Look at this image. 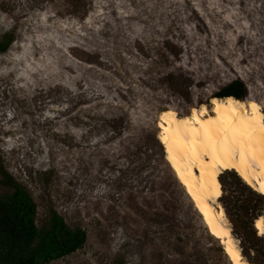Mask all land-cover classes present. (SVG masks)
<instances>
[{
  "label": "rangeland",
  "instance_id": "obj_1",
  "mask_svg": "<svg viewBox=\"0 0 264 264\" xmlns=\"http://www.w3.org/2000/svg\"><path fill=\"white\" fill-rule=\"evenodd\" d=\"M1 2L0 38L15 41L0 54V179L3 166L28 188L39 225L54 208L87 231L49 264H231L166 161L157 121L211 107L236 79L243 102L264 108V0H87L79 16L63 0ZM220 178L233 234L264 264V242L245 239L264 216L259 193L234 172Z\"/></svg>",
  "mask_w": 264,
  "mask_h": 264
},
{
  "label": "trees",
  "instance_id": "obj_2",
  "mask_svg": "<svg viewBox=\"0 0 264 264\" xmlns=\"http://www.w3.org/2000/svg\"><path fill=\"white\" fill-rule=\"evenodd\" d=\"M39 1L51 2L54 0ZM63 1L69 5L71 13L77 16L88 7L87 0ZM0 9L5 10L2 2L0 3ZM14 41L15 31L8 32L0 38V54L7 52ZM172 86L178 88L176 85ZM214 97H231L243 101L248 97V89L242 79H236L222 88ZM158 143L165 156L163 144L161 141ZM220 180L224 186L226 181L221 178ZM0 185L8 188L7 191L0 193V264H49L54 260L74 253L84 246L87 240V231L82 227H71L65 217L54 208L49 211L47 223L39 225L38 205L30 191L3 166L1 167ZM245 186L248 185L245 184ZM252 192L255 191L252 190ZM258 206H260V209L264 208V195L262 194H258ZM227 212L229 213L228 208ZM258 217L260 216L256 215L251 218L246 227L247 235L245 239H248L250 244L253 243L255 246L259 245L261 241L264 242V238L258 234L254 226V222ZM244 247L243 253L248 255V249L246 250ZM262 249L264 250V243ZM251 263L263 264L258 259L257 261H251Z\"/></svg>",
  "mask_w": 264,
  "mask_h": 264
},
{
  "label": "snow or ice",
  "instance_id": "obj_3",
  "mask_svg": "<svg viewBox=\"0 0 264 264\" xmlns=\"http://www.w3.org/2000/svg\"><path fill=\"white\" fill-rule=\"evenodd\" d=\"M249 107L252 109V115L247 114L245 105H240L239 114L233 108L226 115L203 121L194 113L191 119L179 121L174 130L165 129V132L170 133V137H162L167 145L169 160L176 165L179 156L187 158L191 167L198 165L201 178L205 173L210 177V187L215 195L220 194L219 185L215 180L219 169L239 170L241 165L247 168L254 163L264 168V115H256L261 112L257 103L252 102ZM167 115L175 116L174 113ZM176 170L180 172L179 167ZM241 175L251 184L244 172ZM181 178L183 179V176ZM189 190L191 191V186ZM257 191L264 194V183L260 184ZM256 227L259 235L264 237V217L257 222ZM228 252L234 264H241L239 251L230 246Z\"/></svg>",
  "mask_w": 264,
  "mask_h": 264
},
{
  "label": "bare ground",
  "instance_id": "obj_4",
  "mask_svg": "<svg viewBox=\"0 0 264 264\" xmlns=\"http://www.w3.org/2000/svg\"><path fill=\"white\" fill-rule=\"evenodd\" d=\"M213 101H215V103H213ZM252 102L257 103L258 106H260L261 108V112L257 113L256 115H264L263 106L255 100H249L247 103H245L243 101L231 97H212L210 104L211 107L206 104H202L200 107H193L191 112L185 116H180V114H178V112H176L175 110L165 109L159 114L157 123L160 129L159 139L165 149V159L169 162L171 168L173 169L176 175L177 180L183 185L186 193L188 194L195 208L201 215L202 221L205 227L207 228L209 234L216 240H218L221 245H223V249L226 255L228 256L231 264H234V262L228 252L230 246L233 247L234 250L239 251L240 256L242 258L241 264H244V262H246V264L254 263H250L246 259L242 251V247L239 245L238 240L233 234L228 214L224 206L220 202V198L222 197L224 192L220 177L226 172H234L243 182H245L248 186L257 191L260 184L264 183V168H261L258 164L254 163L247 168L241 165L239 166V170H237L236 168L219 169L215 176V180L216 183L219 185L218 191L220 194L215 195L214 190L210 187V177L207 175V173H205L203 178H201V171L198 165L195 167H191L190 162L187 158H181L179 156L177 157L178 163L176 165H173V163L169 160L167 145L164 144L162 137L166 135L170 137V133H167L164 130L168 128L174 130L177 127L179 121L191 119L194 113L197 114L200 120L208 121L211 119H216L218 115L228 114L233 108H235L237 114H239L241 111L240 105H245L247 114L252 115V109L249 107ZM217 108L219 109V112H217ZM167 113H174L175 116L169 117ZM177 167L180 168V172H177ZM242 172H244L248 176V179L251 181V184H249L244 179V176L241 175ZM182 176L183 179L181 178ZM189 186H191V191L189 190ZM257 192L261 194L259 191ZM262 217L264 216H260L255 220L254 226L256 229L257 222ZM257 231L259 233L258 229Z\"/></svg>",
  "mask_w": 264,
  "mask_h": 264
}]
</instances>
